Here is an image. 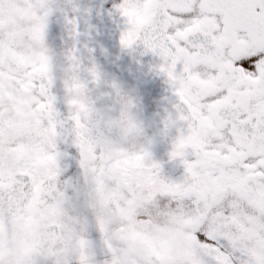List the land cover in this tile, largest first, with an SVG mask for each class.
Wrapping results in <instances>:
<instances>
[{"label": "snow or ice", "instance_id": "6c2138e0", "mask_svg": "<svg viewBox=\"0 0 264 264\" xmlns=\"http://www.w3.org/2000/svg\"><path fill=\"white\" fill-rule=\"evenodd\" d=\"M52 3L0 0V54L5 44L19 50L24 21L18 11L38 13L43 35ZM113 8L125 25L121 47L141 45L158 56V70L177 98L176 116L166 118L165 128L183 122L169 153L183 164L182 178L165 180L147 150L143 158L161 188L188 202L201 264H264V0H120ZM65 20L78 35L75 17ZM4 70L0 63V73ZM23 71L17 69L16 79L7 83L0 79V264H86L77 259L67 229L50 225L39 236L24 237L27 246L19 235L12 237L11 221L29 200L45 213L63 206L64 198L53 190L56 175L67 167L61 166L66 152L58 146L72 143V131L54 102L45 103L37 117L49 129L54 163L45 174L34 162L40 140L24 135L23 118L5 97L8 92L28 99L21 90L28 83ZM87 72L93 84L99 82L95 66ZM111 87L119 96L118 86ZM30 90L45 100L36 87ZM129 106L134 107L130 97ZM69 190L64 186V197ZM101 252L108 255L103 246Z\"/></svg>", "mask_w": 264, "mask_h": 264}, {"label": "flooded vegetation", "instance_id": "af4514ba", "mask_svg": "<svg viewBox=\"0 0 264 264\" xmlns=\"http://www.w3.org/2000/svg\"><path fill=\"white\" fill-rule=\"evenodd\" d=\"M119 2L53 0L43 35L38 13L18 11L24 21L19 50L3 46L0 63L5 70L0 79L7 83L16 79L17 69H25L28 83L21 90L28 99L8 92L5 97L23 118L24 135L39 138L33 160L45 174L54 163L49 129L37 117L45 103L54 102L72 131V143L58 146L66 152L61 166L67 167L63 175H56L53 190L64 198L63 206L45 213L29 200L11 221L12 237L19 235L27 246L24 237L39 236L41 229L55 225L68 230L77 259L86 264H201L188 202L161 188L150 166V161L158 163L165 180L179 181L183 176V164L169 157L183 122L165 128L166 118L176 116L173 105L178 101L158 70L162 63L158 56L141 45L124 49L119 44L125 27L113 8ZM65 17H75L78 35H73ZM71 54L77 60H70ZM92 66L100 75L95 84L87 72ZM112 84L118 86L119 96ZM32 87L45 100L32 95ZM129 97L134 107L129 106ZM145 150L150 161L143 158ZM64 186L70 189L67 197Z\"/></svg>", "mask_w": 264, "mask_h": 264}]
</instances>
